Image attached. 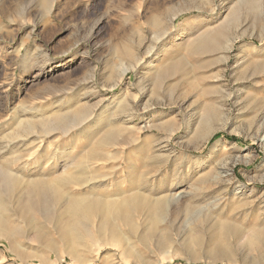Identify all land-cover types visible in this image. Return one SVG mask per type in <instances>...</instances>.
<instances>
[{
  "label": "rangeland",
  "instance_id": "374dc122",
  "mask_svg": "<svg viewBox=\"0 0 264 264\" xmlns=\"http://www.w3.org/2000/svg\"><path fill=\"white\" fill-rule=\"evenodd\" d=\"M118 101L127 112L114 113ZM19 113L57 128L36 145L59 157L9 164V125L0 166L67 199L35 193L29 207L25 184L1 183L12 237L0 234V264H264V0H0V123ZM117 126L127 142L88 158ZM138 189L146 204L134 199L131 221L74 218L93 234L114 226L118 245L55 229L68 199Z\"/></svg>",
  "mask_w": 264,
  "mask_h": 264
},
{
  "label": "bare ground",
  "instance_id": "6f19581e",
  "mask_svg": "<svg viewBox=\"0 0 264 264\" xmlns=\"http://www.w3.org/2000/svg\"><path fill=\"white\" fill-rule=\"evenodd\" d=\"M177 39H179V38H177ZM150 62H152V61H150ZM117 99H119L118 96L115 97V100H117ZM115 106H117L116 110L114 111L115 114L118 115L120 113L127 112L125 105H123L121 102L118 101V104ZM22 111L28 112V110H24V109ZM78 112L79 113H78V117L76 118V121L78 119L81 123H77V124L83 125L84 124L83 121L85 119H82V118H84V116L80 111H78ZM21 116L22 115L20 114V115H16L14 118H12V121L14 122L13 124H11L10 121L0 123V130H2L3 128L10 125L11 130H10V132L7 133V137L19 138V140L12 141L9 143L10 145L7 146V150L12 148L11 150L18 152L15 156L12 157V161L9 162V164L13 165V164L18 163V166H20V167L23 166L22 168H25L28 164H30V162L32 160H36L37 158H38V161L40 162V160H42L44 157H47L48 159L59 157V152L57 150L52 152L53 153L52 155L50 154L48 156L46 154L47 151L45 148L43 151H40L42 148V144L36 145V142L42 143L43 140H45V138L47 136H49L50 133L57 128H55L53 125H46L43 122H40L38 124V122H35V120H33L34 117H31L28 119V118H21ZM101 117H103V116L101 115ZM101 117L98 116V118L95 119L96 121L92 120V126L96 125ZM109 119H111V118H109ZM14 125H16V126L14 127ZM148 126L151 128L152 127H158V125L152 126L151 124ZM145 127H147V126H145ZM78 130L81 131V128L79 127ZM64 132L68 133L69 129H67V127L64 128ZM29 134H34V135L31 138L28 136ZM24 136H28V137L24 138ZM66 136H68V135H66ZM122 137H123V134L121 133V129L118 128V126H117V128L111 127L107 132L102 134V136L97 140V143H95L90 148H88V150L85 151L88 154V158L100 159V158L106 157V155L103 154L102 147L105 145L126 143L127 140L122 138ZM49 143H52V142H49ZM49 146H51V145H49ZM0 153H2V152H0ZM200 159L201 158H197L196 160H194V163L196 164V166H198ZM42 161H44V160H42ZM89 166H90V164L85 163L86 168ZM17 168L13 169V168H10V166H8V167L0 166V184L1 183L3 185L5 184V186L7 188H15L19 184L20 185L25 184V186H24V190L26 192L25 205L31 207L33 205V202L35 200L36 195H37L36 200L38 202H43V203H48L49 201L57 203L62 198L67 199V197L61 193L60 189L58 188L57 183H54V181L50 182L48 180H41L42 178L24 180V176L22 175L19 168L18 169ZM22 171H24V170H22ZM142 176L145 177V173H142ZM58 178H59V180H62V181H64V180L78 181L79 177L75 176V175H70L68 177L62 176V177H58ZM136 178H138V177H136ZM183 181L184 180H182V181L179 180V181L173 182V184H177V183L182 184ZM95 186L96 185H93V188ZM35 193H36V195L33 196ZM80 196H78V197H80ZM119 196L120 195H118V193L117 194L115 193L114 196L106 195L105 197H102L101 195L100 196H93L92 195V197H91V195H89V196H84L83 198L68 199L69 202L65 203L66 207L62 212H58V211H56V213L54 212L55 229L57 231L63 230L64 236L70 240H79L81 238V236H85L88 240L94 239L92 241V243L101 241L103 239V237L106 238L107 244H113L112 243L113 241H121L122 239L118 235V233L116 232L114 226H111V228L109 229L107 226H105V224H102L100 222V225L97 227L95 233L93 234V232H89L86 229V227H84L80 224H77L76 222H73L74 218L77 216L78 217H80V216L88 217V216H91L93 214H98L100 212L109 213L111 215L112 219H113V215L122 214L128 220L131 221V218L129 216V213L127 212V209H129V207L131 206V203L134 201V199L138 200V203L135 205L137 208L144 206L146 204V201H144L146 199L145 198L146 195L141 193V191L139 189L134 191L133 193H131L129 195L124 194L123 196H121V198ZM152 203L153 204L151 205V208L156 209V208H158L159 205L160 206L164 205L165 197L155 198L154 200H152ZM4 209L5 208L3 206V201L0 199V234L7 235V239H8V238H10V236L12 237V235H11L10 228L8 227L7 223L5 222V219H4L5 216L3 217V215H2V210L4 211ZM60 209H61V207H60ZM44 212L46 213L48 211L45 210ZM63 215H65V216H63ZM113 245H118V244L116 243ZM73 246H75V245H73ZM72 249H73V247H72ZM123 250L125 251V253H122L124 259L129 258L128 256H130V254L128 253L127 248L124 247ZM213 256H215V255H213ZM74 257H77V256H74ZM139 262L144 264V261L140 258H138V263Z\"/></svg>",
  "mask_w": 264,
  "mask_h": 264
}]
</instances>
